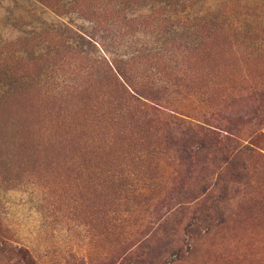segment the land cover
I'll return each mask as SVG.
<instances>
[{"label": "rangeland", "instance_id": "374dc122", "mask_svg": "<svg viewBox=\"0 0 264 264\" xmlns=\"http://www.w3.org/2000/svg\"><path fill=\"white\" fill-rule=\"evenodd\" d=\"M59 2L57 13L0 0V43L13 44L0 45V90L24 91L0 103V264H264V0ZM136 9L164 12V37L130 22ZM167 39L177 54L201 45L181 56L193 93L176 98L188 115L207 101L220 110L234 147L251 148L231 164L207 170L163 143L137 165L133 113L93 123L120 93L96 74L137 50L148 73L161 71L154 52ZM19 54L27 60L13 62ZM123 172L153 185L132 196L113 180Z\"/></svg>", "mask_w": 264, "mask_h": 264}, {"label": "trees", "instance_id": "16d2710c", "mask_svg": "<svg viewBox=\"0 0 264 264\" xmlns=\"http://www.w3.org/2000/svg\"><path fill=\"white\" fill-rule=\"evenodd\" d=\"M43 6L51 8L58 13V9L63 6L59 4L60 0H38ZM86 0H76L77 4H81ZM92 3L98 0H90ZM103 5H109L117 7L118 3L115 0H100ZM131 0H119L123 7L127 8V3ZM99 4V2H97ZM94 5V4H93ZM126 5V6H124ZM110 8V7H109ZM112 9V8H110ZM159 13L164 12L157 9H136L130 12V22L137 23L145 29V26L152 25L153 31H157L154 40L157 36H163L159 33V29L167 33L160 24V21L156 19ZM140 26V27H141ZM194 31H197V27H192ZM147 32V30H144ZM180 28H176L175 32H179ZM218 30H213L206 35L208 39L212 35L216 34ZM154 37V36H153ZM158 42V41H157ZM170 42L169 39L164 40L159 46L160 50L154 52L155 58L161 60L160 63L164 64L163 70H158L157 65L154 66L153 72L148 73L145 63L150 60L147 57L145 59L140 54V50H137L133 55H125L115 60L110 66V71L100 72L96 80L101 77L111 79L116 84V87L120 91L118 95L107 94V100L109 105L108 112H98L93 117V123L96 124L102 117L108 116L113 124H121V117L126 113L129 115L133 113L131 123L137 127L136 136L139 134L140 143L145 148L138 150L136 157L137 165H144L146 157L150 153H159L161 144L165 143L167 147L173 146L175 152L187 162L193 163L195 161L203 163L205 168L209 170L215 165V161L223 160L225 163L231 164L234 161L238 151L243 149H250L249 147H242L238 149L234 147L232 138L228 135L229 131L218 123L216 120H220V110L215 108L207 101L209 105L208 110H197L193 115L184 113L183 105L176 97H184L191 95L189 68L183 67V62H187L189 55L182 59V55L185 53L193 54L192 52L200 51L201 45L184 46L180 50V54L170 51L166 48V43ZM1 45V43H0ZM4 46L13 45L7 41ZM1 45V46H2ZM158 47V46H157ZM139 52V53H138ZM181 57V58H180ZM190 57V56H189ZM4 59V58H3ZM152 59V61H153ZM26 61L27 58L23 54H19L15 57L13 62ZM117 61V62H116ZM142 61V62H141ZM145 66V67H144ZM12 70V69H10ZM10 73V72H9ZM157 73V74H155ZM216 74L212 75L213 78L206 80L207 82L200 87L204 90L200 93L204 96L209 94L210 81L216 80ZM194 78V77H193ZM66 89L68 86H63ZM215 87V86H214ZM23 88V87H22ZM24 92V91H23ZM22 89H5L0 90V103L2 99L11 93H17L19 96L23 94ZM55 97L64 98L62 92L57 91ZM175 98V99H174ZM210 99V98H208ZM64 100H68L65 99ZM204 100V99H203ZM205 101V100H204ZM203 111V113H201ZM10 123L14 124L10 118ZM165 133L166 139L162 140V136ZM153 136L157 137L154 139ZM167 149V148H166ZM210 152H213V157H210ZM228 154V160H225L224 155ZM110 166H113V162H110ZM144 176V175H143ZM150 177H140V172L125 174L119 176H113L115 182H119L121 187L128 189L129 193L135 195L138 190L149 191L152 187V183L143 182L142 185H138L137 179H148ZM150 181V180H149ZM149 183V184H148ZM140 186V187H138ZM129 200V199H128Z\"/></svg>", "mask_w": 264, "mask_h": 264}]
</instances>
